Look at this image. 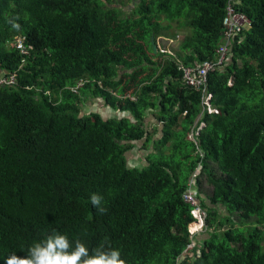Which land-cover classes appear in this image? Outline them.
Returning a JSON list of instances; mask_svg holds the SVG:
<instances>
[{"label": "trees", "instance_id": "16d2710c", "mask_svg": "<svg viewBox=\"0 0 264 264\" xmlns=\"http://www.w3.org/2000/svg\"><path fill=\"white\" fill-rule=\"evenodd\" d=\"M130 1L0 0V78L15 76L0 86V264L53 232L125 264H264V0ZM229 2L249 28L208 74L203 109L182 68L216 59ZM178 33L173 55L154 52L152 36ZM96 99L122 116H81ZM138 143L146 164L131 167ZM195 173L197 237L182 198Z\"/></svg>", "mask_w": 264, "mask_h": 264}, {"label": "built area", "instance_id": "2783aa9c", "mask_svg": "<svg viewBox=\"0 0 264 264\" xmlns=\"http://www.w3.org/2000/svg\"><path fill=\"white\" fill-rule=\"evenodd\" d=\"M249 24L248 18L245 14L237 11L234 5L230 2L227 5L226 13L223 19V37L222 44L218 47L216 51V59L214 61H205L196 65L195 67H183L182 68V81L184 85L191 87V89H195L197 91L202 92V107L210 108V96L207 94V82H208V74L215 69L223 67L230 55L231 47L234 42L236 36L240 35L245 27ZM15 46L21 51L22 54H27L28 51L25 47L24 38L18 37L15 42ZM15 82V76L11 75L9 77H1L0 78V86L13 84ZM80 85V81L75 86L73 92L76 91V87ZM204 124L202 120H199L195 123L193 128L187 134V138H189L190 142L195 144V139L198 136V132ZM188 140V139H187ZM200 153V152H199ZM200 157H203L202 154H199ZM197 177V173L193 174L190 182L188 184V190L182 195L183 201L192 207V215L195 220L190 224L192 225L189 228V234L191 236L197 237V234L202 233L205 230V218L206 212L200 208L199 202L194 195L195 187V179ZM189 225V226H190ZM199 227V230H196ZM196 242L193 240L186 248L184 252L191 250L195 246Z\"/></svg>", "mask_w": 264, "mask_h": 264}, {"label": "clouds", "instance_id": "9594fccd", "mask_svg": "<svg viewBox=\"0 0 264 264\" xmlns=\"http://www.w3.org/2000/svg\"><path fill=\"white\" fill-rule=\"evenodd\" d=\"M9 22L13 28L19 27L13 21ZM89 199L97 211L101 213L105 211L102 196L92 193ZM4 264H125V262L120 258L118 249L105 250L101 245L92 250L90 255L89 249L79 240L70 243L66 234L53 232L43 241L33 243L26 257H18L13 253L5 258Z\"/></svg>", "mask_w": 264, "mask_h": 264}, {"label": "rangeland", "instance_id": "374dc122", "mask_svg": "<svg viewBox=\"0 0 264 264\" xmlns=\"http://www.w3.org/2000/svg\"><path fill=\"white\" fill-rule=\"evenodd\" d=\"M133 4V2H131L130 0H114V5L121 7V9H123V11H131L132 7L131 5ZM130 8V9H129ZM178 35L180 37H182L181 33H178ZM177 35V37H178ZM177 37L175 38V40L177 39ZM159 41V39H158ZM162 41V40H161ZM177 43V42H176ZM162 44V43H161ZM163 45V44H162ZM170 48L174 53L177 51V44L173 45V46H167L168 49ZM81 113L80 115H88L90 113H96L99 114L103 119H112V118H119L120 116H122L119 113L113 112L111 109H109L108 107L103 106V102L101 100H93L91 102H87L85 103L82 107H81ZM152 121V118L150 116H148L147 119V123L148 126L150 128H154V126L152 127V125L150 124V122ZM154 125V124H153ZM189 140V138H187ZM147 154L146 148H144L142 143H138L135 144L134 149L128 153V161H129V165L132 166H144L146 164L145 159H144V155ZM202 179V188H200V191H202V195L207 196L211 194V187L209 186V184L205 181L204 178H199ZM192 225L189 226V228H191ZM200 228L197 227L196 230H199ZM204 232H206L204 230Z\"/></svg>", "mask_w": 264, "mask_h": 264}, {"label": "crops", "instance_id": "0c3cea01", "mask_svg": "<svg viewBox=\"0 0 264 264\" xmlns=\"http://www.w3.org/2000/svg\"><path fill=\"white\" fill-rule=\"evenodd\" d=\"M230 3V2H229ZM228 3V4H229ZM227 8V7H226ZM249 21V20H248ZM249 28V24L245 27V29H248ZM244 32V31H243ZM181 37L178 35L177 39L175 40H172V39H166V38H159V41L157 40V45H158V49L161 51V52H165V53H169V54H174V52L168 48V49H165L167 48V46H173L174 44L176 45L177 44V50H178V43L180 41ZM162 40V41H161ZM177 42V43H176ZM163 45H162V44ZM183 82V81H182ZM200 120V117L198 118L197 121ZM196 121V122H197Z\"/></svg>", "mask_w": 264, "mask_h": 264}, {"label": "water", "instance_id": "95a60500", "mask_svg": "<svg viewBox=\"0 0 264 264\" xmlns=\"http://www.w3.org/2000/svg\"><path fill=\"white\" fill-rule=\"evenodd\" d=\"M151 42H152V46H153V50H154V52H155V53H158L159 49H158V45H157V42H156L154 36L151 37Z\"/></svg>", "mask_w": 264, "mask_h": 264}]
</instances>
